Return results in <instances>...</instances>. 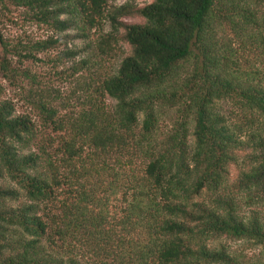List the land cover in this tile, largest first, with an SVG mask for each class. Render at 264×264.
Here are the masks:
<instances>
[{
	"label": "trees",
	"instance_id": "1",
	"mask_svg": "<svg viewBox=\"0 0 264 264\" xmlns=\"http://www.w3.org/2000/svg\"><path fill=\"white\" fill-rule=\"evenodd\" d=\"M110 1L0 0L73 39L95 29L100 52L60 71L83 51L49 57L75 83L63 98L7 57L65 41L0 38V68L41 121L0 100V264H87L81 246L92 264H264V0ZM120 43L116 71L97 70ZM221 239L258 253L244 263Z\"/></svg>",
	"mask_w": 264,
	"mask_h": 264
},
{
	"label": "rangeland",
	"instance_id": "2",
	"mask_svg": "<svg viewBox=\"0 0 264 264\" xmlns=\"http://www.w3.org/2000/svg\"><path fill=\"white\" fill-rule=\"evenodd\" d=\"M150 2L151 0H111L109 4L113 6H120L125 3H129L137 7H142L149 4ZM122 21L127 23H140L142 22V19L126 17L123 18ZM109 31L110 27L107 21L103 22V32L107 33ZM75 33L76 31L72 29L62 33H54L52 30H48L44 25L37 23L36 20H33L31 13L25 8L16 7L14 5H7L6 9H2L0 7V38L2 40V46H6L7 50H9L11 47L21 50L22 46H33L35 43L48 41L51 38L62 39L63 42H66V47L61 46L56 49H51L47 51L46 55L42 53H32L31 55L36 58L35 60L24 61V59L21 58L22 56L14 53H10V55L7 57L8 70H29L31 74L35 75L36 82L46 84L50 87L49 92L51 95L52 92L55 91L57 95H61L63 98L67 97L69 95L68 92L72 90L75 83L71 78L53 77L55 71L53 69L52 63L48 61L49 57L56 58V56H59L60 53H63L69 48H72L76 51H83L74 59L64 63V65L61 64L58 68V71L85 58H91L93 61H98L95 57V55L100 53L96 48L98 32L95 29L90 30L87 34V39H73L72 36H74ZM65 37L71 38L65 39ZM87 45H89V49H87ZM119 46V53L115 52L114 54H111L112 56L102 57L103 63H100L99 66H96L97 70H109L111 72L116 71L121 60L129 53V48L127 45L120 43ZM0 51L2 52V49H0ZM256 54L258 55V52ZM101 67L103 69H101ZM68 69L70 70V68ZM5 73L6 72L2 71L0 68V100L11 102L17 115H27L34 123H36V125L40 126L41 121L37 115V112L25 102V97L30 91V86L28 83L26 84L22 80L17 82L10 81L4 76ZM106 101L108 104H114V101L111 99H107ZM223 107L226 108L227 106L223 105ZM65 114L66 111H61L62 116ZM173 116L174 113H171L170 121L163 120L161 132L168 130L171 127V124H174L171 120ZM190 140L192 142V139ZM237 174L238 171L236 168H230L229 180L234 179ZM10 186L14 185L11 183ZM262 209V212H264V207ZM212 245H226L233 252H235L234 255L241 254V260H243L244 263H247L251 259H255L254 257L258 253V249L255 246L241 241L232 242L221 239L212 242ZM78 253L82 257V260H84V262L87 264L98 262V258L96 257L95 253L90 252L87 247L81 246Z\"/></svg>",
	"mask_w": 264,
	"mask_h": 264
}]
</instances>
